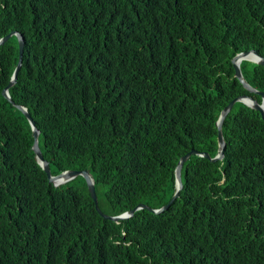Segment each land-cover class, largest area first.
<instances>
[{
	"label": "trees",
	"instance_id": "trees-1",
	"mask_svg": "<svg viewBox=\"0 0 264 264\" xmlns=\"http://www.w3.org/2000/svg\"><path fill=\"white\" fill-rule=\"evenodd\" d=\"M0 264H264V118L238 101L225 156L193 154L161 212L116 222L82 176L56 186L36 159L25 106L54 175L88 169L100 208H161L191 150L218 153L217 121L259 94L235 77L264 57V0H0ZM264 91V66L243 60ZM100 198L112 206L105 211Z\"/></svg>",
	"mask_w": 264,
	"mask_h": 264
},
{
	"label": "water",
	"instance_id": "water-1",
	"mask_svg": "<svg viewBox=\"0 0 264 264\" xmlns=\"http://www.w3.org/2000/svg\"><path fill=\"white\" fill-rule=\"evenodd\" d=\"M13 35H16L18 37L19 47H20V55H19L18 64H17V66L13 72L12 79H11L9 85L3 91V94L7 98H9L10 100H12V99L10 96L9 88L16 82L18 72H19L21 65H22L24 38H23V35L19 31H11L9 34L0 38V44H1V43H4L8 38H10ZM250 55H253V58L250 57ZM243 60H250V61L256 62V63L264 66V57L257 50L252 49L249 51L240 52L236 56H234L232 59V62H233L234 68H235V77L239 79V81L243 84V86L248 91H250L252 93L259 94L262 98L261 102L258 101L256 98H254L252 95L245 94V95L237 96L236 98L231 100L222 109L221 114L219 116V119L217 121V126L219 129V134H218V145H219V147H218L217 155L214 157H211V155L208 152H199L197 150H191V151L187 152L186 154H184L183 156H181L180 160L177 163L176 171H175V173H176V185H175L176 190H175V193H174L173 197L171 198V200L166 205L162 206L161 208H152L151 206H148L145 204H139L136 208L128 210V211H126V213H122L119 215L112 216V215L105 213L99 207L98 196H97V193L95 190V180H94L93 176L91 175V172L88 169H84V170L69 169V170L62 171L61 173H59L57 175L52 174L49 162L45 159L43 152L41 150V147H40V142H39V135L41 132L40 129L37 127L33 117L31 116V114L29 113L28 109L25 106L20 105V104H16V106L25 113L26 117L28 118V120L31 124L33 136H34L33 149L36 152V159L38 160V162L40 163L42 168L46 171L47 175L49 176L50 181L53 182L55 185H61V184L68 182L69 180L77 177L78 175H82L88 182L89 189L92 192L93 198L97 202V207L100 210L101 214L106 218H110V219L118 222L121 219L132 216L134 214V212L139 208L145 207V208H147L153 212H161L164 209L168 208L171 205V203L180 195V191L183 188L182 169H183L185 162L193 154L198 153L204 157L211 158L212 161L222 160L224 158L225 149H226V140H225L224 133H223V124H224V121H225L227 115L232 110V108L234 107L236 102H238V101L244 102L245 104L251 106L252 108L260 111L263 118H264V91H261L258 88L254 87L248 81V79L245 77L243 70H242V67H241V62Z\"/></svg>",
	"mask_w": 264,
	"mask_h": 264
},
{
	"label": "rangeland",
	"instance_id": "rangeland-1",
	"mask_svg": "<svg viewBox=\"0 0 264 264\" xmlns=\"http://www.w3.org/2000/svg\"><path fill=\"white\" fill-rule=\"evenodd\" d=\"M101 203L103 204V209L105 210V211H109V210H111L112 209V206L110 205V204H108L107 202H104V199L103 198H100V205H101ZM101 207V206H100Z\"/></svg>",
	"mask_w": 264,
	"mask_h": 264
},
{
	"label": "clouds",
	"instance_id": "clouds-1",
	"mask_svg": "<svg viewBox=\"0 0 264 264\" xmlns=\"http://www.w3.org/2000/svg\"><path fill=\"white\" fill-rule=\"evenodd\" d=\"M250 61V60H249ZM242 63V62H241ZM249 106V105H248ZM251 107V106H250ZM42 150V149H41ZM217 155V154H216ZM69 170V169H68ZM65 171V170H64ZM56 186H59V185H56ZM98 203H99V199H98ZM100 207V206H99ZM153 208V207H152ZM140 209V208H139ZM123 213H126V211L125 212H123ZM122 214V213H121ZM112 216H115V215H112ZM131 217V216H130ZM128 218V217H127ZM124 219H126V218H124ZM122 220V219H121ZM117 222V221H116ZM119 222V221H118Z\"/></svg>",
	"mask_w": 264,
	"mask_h": 264
},
{
	"label": "bare ground",
	"instance_id": "bare-ground-1",
	"mask_svg": "<svg viewBox=\"0 0 264 264\" xmlns=\"http://www.w3.org/2000/svg\"><path fill=\"white\" fill-rule=\"evenodd\" d=\"M250 57H252V58H253V55H250Z\"/></svg>",
	"mask_w": 264,
	"mask_h": 264
}]
</instances>
